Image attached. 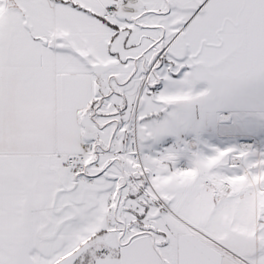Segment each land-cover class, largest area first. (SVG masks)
<instances>
[{
  "label": "snow or ice",
  "instance_id": "6c2138e0",
  "mask_svg": "<svg viewBox=\"0 0 264 264\" xmlns=\"http://www.w3.org/2000/svg\"><path fill=\"white\" fill-rule=\"evenodd\" d=\"M0 264H264V0H0Z\"/></svg>",
  "mask_w": 264,
  "mask_h": 264
}]
</instances>
